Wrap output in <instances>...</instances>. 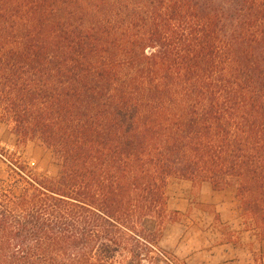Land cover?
<instances>
[{
	"label": "trees",
	"instance_id": "obj_1",
	"mask_svg": "<svg viewBox=\"0 0 264 264\" xmlns=\"http://www.w3.org/2000/svg\"><path fill=\"white\" fill-rule=\"evenodd\" d=\"M0 123L58 167L0 187V264H142L171 178L264 237V0H0Z\"/></svg>",
	"mask_w": 264,
	"mask_h": 264
},
{
	"label": "crops",
	"instance_id": "obj_2",
	"mask_svg": "<svg viewBox=\"0 0 264 264\" xmlns=\"http://www.w3.org/2000/svg\"><path fill=\"white\" fill-rule=\"evenodd\" d=\"M159 246L183 264H264V237L242 215L236 191L173 178Z\"/></svg>",
	"mask_w": 264,
	"mask_h": 264
},
{
	"label": "rangeland",
	"instance_id": "obj_3",
	"mask_svg": "<svg viewBox=\"0 0 264 264\" xmlns=\"http://www.w3.org/2000/svg\"><path fill=\"white\" fill-rule=\"evenodd\" d=\"M15 144L16 137L11 133L10 127L0 123V187L14 182L16 177L14 166H26L28 171L34 173L46 172L49 175H54L57 172L58 167L53 162L51 153L38 142H29L20 148H17ZM173 220L174 215L167 212V220L164 225ZM157 248L158 251H154L150 255V259L142 264H183L172 253L163 250L159 246V242ZM116 261L120 264H131L126 253L119 255Z\"/></svg>",
	"mask_w": 264,
	"mask_h": 264
}]
</instances>
